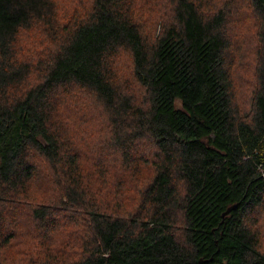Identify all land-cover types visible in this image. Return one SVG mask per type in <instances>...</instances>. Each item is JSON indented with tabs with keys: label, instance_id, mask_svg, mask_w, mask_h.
<instances>
[{
	"label": "trees",
	"instance_id": "trees-1",
	"mask_svg": "<svg viewBox=\"0 0 264 264\" xmlns=\"http://www.w3.org/2000/svg\"><path fill=\"white\" fill-rule=\"evenodd\" d=\"M59 3L0 0V264H264V0Z\"/></svg>",
	"mask_w": 264,
	"mask_h": 264
},
{
	"label": "rangeland",
	"instance_id": "rangeland-1",
	"mask_svg": "<svg viewBox=\"0 0 264 264\" xmlns=\"http://www.w3.org/2000/svg\"><path fill=\"white\" fill-rule=\"evenodd\" d=\"M72 1L70 2V0H69V2H67L65 0H60L59 6H70V5L72 6ZM240 31H241V34L244 35V37L246 36L247 33L250 32V30H248V31L240 30ZM237 40H238V42H240L239 39H237ZM239 64H240L239 62H236L234 69ZM125 74H126V72H125ZM238 77H241L240 72H238ZM242 77L243 78L239 80V85H237V87L235 88V93H236L237 102H238L240 108L242 110L248 111V108L250 106V105H248V103H249L248 94H249V91H250V89H252V86L254 84L251 87L245 85L246 84L245 80L251 81L252 76H242ZM250 84H251V82L248 85H250ZM137 96L139 97L140 93H138ZM65 107L71 109V106H69V105H66ZM93 112L97 115V112H95V111H90L87 108L83 109V113H85V114L89 113L90 116H94ZM15 262H17V260H14L13 263L15 264Z\"/></svg>",
	"mask_w": 264,
	"mask_h": 264
},
{
	"label": "water",
	"instance_id": "water-1",
	"mask_svg": "<svg viewBox=\"0 0 264 264\" xmlns=\"http://www.w3.org/2000/svg\"><path fill=\"white\" fill-rule=\"evenodd\" d=\"M231 208H228L226 211H229Z\"/></svg>",
	"mask_w": 264,
	"mask_h": 264
}]
</instances>
